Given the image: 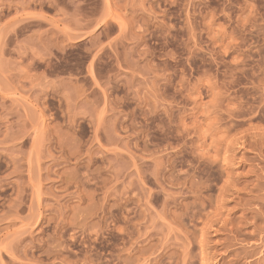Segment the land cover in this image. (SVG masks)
<instances>
[{
  "label": "rangeland",
  "instance_id": "374dc122",
  "mask_svg": "<svg viewBox=\"0 0 264 264\" xmlns=\"http://www.w3.org/2000/svg\"><path fill=\"white\" fill-rule=\"evenodd\" d=\"M0 264H264V0H0Z\"/></svg>",
  "mask_w": 264,
  "mask_h": 264
}]
</instances>
